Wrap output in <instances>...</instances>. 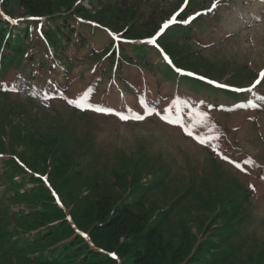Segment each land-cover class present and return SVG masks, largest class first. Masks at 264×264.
Listing matches in <instances>:
<instances>
[{"label":"rangeland","instance_id":"rangeland-1","mask_svg":"<svg viewBox=\"0 0 264 264\" xmlns=\"http://www.w3.org/2000/svg\"><path fill=\"white\" fill-rule=\"evenodd\" d=\"M70 1L52 0L53 10L65 9ZM180 2L124 0L119 10L151 11L152 15L158 11L145 26V31L153 33ZM195 2L198 7L191 6L185 16L209 9L213 0ZM78 3L85 9L80 14L84 19L100 25L108 21L106 14L98 12L89 0ZM206 15L209 18L205 20L212 24L207 27L205 21H197L206 25L202 32L194 31L189 37L174 35L172 39L176 37L177 41H171L167 49L176 54L190 51L196 69L209 71L212 75L208 76L227 86L253 84L256 75L250 80L252 74L264 71V0H218L217 7ZM117 22L107 26L115 35L122 27ZM99 24L90 26L97 28ZM100 39L99 43L107 41L106 36ZM91 48L84 51L74 72L93 66L94 60L89 58ZM95 73L89 71L84 78L69 79L65 91L60 89L57 96H42L34 85L1 92L7 94L0 95V122L4 116L12 128L9 132L0 130L2 155L8 158L17 155L23 163V167H18L23 173L41 170L40 177L44 179L39 181L44 185L45 179H50L59 207L64 208L68 222L71 220L74 225L78 198L83 197L88 204L87 198H92L89 184L99 176L100 183L111 184L116 203L141 201V206L151 212L149 226L161 223L159 233L163 240L181 251L186 249L192 254L199 244L206 247L215 244L222 264H261L258 259L261 250L264 251V99L260 98L259 85L247 93L257 105L253 110L216 112L201 108V104L182 95V90L170 98L171 82L165 83L157 76L130 67L122 77H127L134 86L146 84L136 94L125 96L127 104L121 107L117 105L120 98L113 92L109 94L112 102L104 103L109 98L107 83L104 79L95 85L92 79ZM202 93L207 95L202 99L208 100L209 93ZM84 94H87L85 110L68 103ZM165 97L169 101H164ZM88 105L107 106L111 111L94 112L88 110ZM198 112L207 115L206 124L197 123ZM119 115L130 119L121 121ZM135 115L144 119H131ZM161 115L178 120L192 130L193 136L203 137L209 144L202 145L186 135L178 124L165 123ZM55 144L56 150L52 149ZM41 153L49 158L47 162ZM52 155L54 161L50 159ZM56 156L60 164L71 167L69 178L55 171ZM248 159L252 166L243 163ZM236 163L244 170L237 168ZM3 172L0 163V174ZM4 187L1 185L0 191ZM16 262L15 257L10 259V263Z\"/></svg>","mask_w":264,"mask_h":264},{"label":"trees","instance_id":"trees-1","mask_svg":"<svg viewBox=\"0 0 264 264\" xmlns=\"http://www.w3.org/2000/svg\"><path fill=\"white\" fill-rule=\"evenodd\" d=\"M78 1L71 0L65 9L54 11L52 0H0V95H6L1 92L12 91L20 83H34L43 94H59L60 89L65 91L69 79L79 80L90 71L96 72L92 78L95 85L105 79L107 96L113 92L122 100L117 104L122 107L127 104L125 96H131L132 92L136 94L146 84L134 86L129 84L127 77H122V73L132 67L157 76L165 83L171 82L170 98L182 92L191 101L201 104V108L216 112L254 109L253 100L247 93L238 95L213 88L191 76L180 75L173 68L180 64L186 71L214 80L208 76L212 75L209 71L201 72L192 65L190 51L176 54L167 49L174 35L189 37L194 31L202 32L206 25L197 21H205L207 27L212 24L205 20L210 14L199 16L188 27L180 24L171 27L154 44H148L139 40L152 36V32L145 31V26L158 11L153 15L151 11L143 10L121 12L120 4L124 0H89L98 12L107 16L105 25L99 26L80 15L85 9L79 3L76 5ZM191 6L198 7V4L189 0L182 17ZM12 20L17 23L13 24ZM117 21L122 27L115 35L107 26L117 25ZM92 24L99 25L96 28L91 27ZM113 35L118 39L114 40ZM101 36H106L107 41L99 43ZM174 39L177 41L176 37ZM88 47H92L89 58L94 60L93 66L86 71L74 72ZM163 52L168 55L171 65L162 59ZM262 85L264 80L258 87L264 97ZM202 92L209 93L208 100L202 99L207 96ZM166 99L168 97L163 98L169 101ZM109 102H112L110 97L104 101L105 104ZM0 128L12 130L4 116ZM3 147L1 142L0 149ZM56 148L58 144L52 146V149ZM41 157L46 162L49 159L42 153ZM50 159L53 160V155ZM57 160L55 171L69 178L71 167L60 164L58 157ZM1 164L4 172L0 174V186L5 187L0 191V264H12L10 259L14 257L17 259L15 264H222L215 244L209 247L199 244L191 254L163 240L159 233L161 223L149 226L151 212L141 206V201L116 203L111 184L100 183L99 176L89 184L92 198H87L88 204L83 197L78 198L73 213L76 226L71 220L68 222L64 208L59 207L50 179L47 177L44 185L39 181L44 179L40 177L43 175L41 170L34 169V174L30 170L27 174L21 172L18 167H23V163L17 155L13 158L4 156ZM48 164L51 168V160ZM258 260L264 264L263 250Z\"/></svg>","mask_w":264,"mask_h":264},{"label":"snow or ice","instance_id":"snow-or-ice-1","mask_svg":"<svg viewBox=\"0 0 264 264\" xmlns=\"http://www.w3.org/2000/svg\"><path fill=\"white\" fill-rule=\"evenodd\" d=\"M186 3H187V0H186ZM217 3H218V0H213V4H212L211 8L207 9L205 13L197 12V13H195L194 15L189 16L187 19H183V20H181L180 22H181V23H185V24L190 23L193 19H195L196 16H200V15H202V14H207V12H210V11H212L213 9H215V8L217 7ZM182 10H183V9H181V11H182ZM178 16H179V12L173 14V16H172L169 20H167V21L161 26L159 32H158L156 35L159 36V35H160L161 33H163V32L165 31V29H167L170 25L177 23V17H178ZM11 22H12L13 24L17 23L16 20H12ZM110 35H112V34L110 33ZM113 39H114V40H115V39H118V37L115 36V35H113ZM155 40H156V37H152V38L148 39L146 42H147L148 44H153V43L155 42ZM163 58H164V60H165L166 62H168V63L171 65L172 62H171V60L168 58L167 55H164ZM173 68H174V70H175L178 74H180V75H185V76H193V75H194L193 73L185 72V71H183V70L180 69V68H176L175 66H173ZM197 78H198V79H201V80L205 79L204 77H197ZM262 80H264V71H262V72L259 74V78H258V79H257V80H256V81H255V82H254V83L248 88V89H233V90H234V91H247V92H252V90H253L254 88H256L257 85H261V81H262ZM208 83L212 84V83H214V82H213V81H208ZM216 86H217V87H226V85H219V84H217ZM262 87H264V85H262ZM86 99H87V94H84V95L81 96L78 100H68V103H69L70 105H72L73 107L78 108V109H80V110L83 111V110H85L84 101H85ZM252 106L255 107V105H252ZM87 108H88V110H91V111H94V112H98V113H105V114H107V113H109V112L111 111L110 109H106V108H99V107H95V108H93L91 105H88ZM144 110H145V112L148 111L147 108H145ZM197 115H198L199 118H200V119L198 120V122H197L198 124H206V123H207V119H208V118H207V115H206L205 113H200V112H198ZM119 119H120L121 121H127V120L130 119V117H128V116H126V115H119ZM131 119H134V120H136V121H140V120H143V119H144V116H142V115H135V116L131 117ZM160 119H161L162 121H164L165 123H168V124H178V126L181 127V128L184 130V132H185L186 135H188V136H192V137H193L194 139H196L200 144H202V145H207V144H209V140H207V139H205V138H203V137L193 136V132H192V130L189 129L188 127H186L184 124H180L178 120H177V121H173V120L170 119L168 116H164V115H161V116H160ZM213 151H216V148H215V147H213ZM218 154H219V153H218ZM222 158H223V159H226V160L228 159L227 157H222ZM229 163H234V162L229 160ZM243 163H244V164H247V165H249V166H252V164H253V162H252L250 159L245 160ZM235 166H236L237 168H239L241 171L244 170L243 167H242V165H241L240 163H236ZM82 235H83V234H82Z\"/></svg>","mask_w":264,"mask_h":264}]
</instances>
